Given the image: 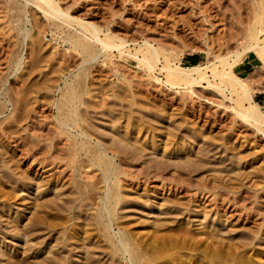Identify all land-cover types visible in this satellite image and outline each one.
Instances as JSON below:
<instances>
[{
  "label": "rangeland",
  "instance_id": "rangeland-1",
  "mask_svg": "<svg viewBox=\"0 0 264 264\" xmlns=\"http://www.w3.org/2000/svg\"><path fill=\"white\" fill-rule=\"evenodd\" d=\"M53 1L100 38L131 53L148 41L184 67L190 55L217 65L264 16V0ZM82 32L32 0H0V264H264V123L241 120L214 87L170 90L126 54H82L68 41ZM247 56L233 73L250 75L264 114V67ZM96 142L129 148L123 175L102 183L85 163V151L98 162ZM117 179L121 202L104 204ZM108 206L115 222L98 217Z\"/></svg>",
  "mask_w": 264,
  "mask_h": 264
},
{
  "label": "bare ground",
  "instance_id": "bare-ground-1",
  "mask_svg": "<svg viewBox=\"0 0 264 264\" xmlns=\"http://www.w3.org/2000/svg\"><path fill=\"white\" fill-rule=\"evenodd\" d=\"M32 2H33L34 5H36L37 7H40L42 9V11L45 14L47 19H56V20L60 21V23H62L65 26H67L68 28H70L73 24H75V25L79 26V28L82 29V31H83L82 32L83 34H81V35H83L82 38L73 39V37H70V39H68V41H70L71 46L74 47V48H78L82 54L91 56L92 53L94 52V45L95 46L99 45L101 47L100 51L110 52L112 50H116L121 55L122 54H126V55L134 58L139 65L145 67V69L149 72L150 79L152 78V80L158 82V84H160L161 86H163V87H165L167 89H170V90L180 89V90L185 91L186 94H187V92L191 93V91L194 88L200 87L203 84H206L207 87H214L215 89H217V91L224 98H226L230 102L234 103L235 106L233 108H231V110H233L234 113L236 114V116L239 117L241 120H243L244 122H247V123H253L255 125H261L262 122L264 123V114L259 110L258 104L256 102H254L253 99H252V95H253L252 93L255 90L249 84L250 83L249 82L250 81V79H249L250 75L248 77H246V78H240V77L234 75V73H233V68L236 67L238 64H240L242 59L249 53H253L255 55V57L258 59V61L260 62V65H261L260 67H264V37H263V39H260V36L264 35V27H263L264 16L261 17V15L259 14L260 16H256L255 17L254 22L250 26V29H249V31L247 33L246 41H245V43L242 45V47L239 50H237V51H235L233 53H230L228 55V57H226V58H224V57L223 58L222 57L221 58L216 57V59H214L215 61H217V65L215 63L207 62L208 61L207 60L205 64H194V65H191V66H185L184 67V66L179 65L177 62L172 61L171 58H169L168 54L165 53V51L154 47L153 44H151L148 41H142V44L138 46V49H135L134 53H131L129 50L125 49V47L127 45V43L125 41L122 42L121 40H116V39L114 40L113 37H110V36H104V38H100V36H99L100 31L97 29V27H95L93 24L84 23L83 21H81L79 19H74V18L71 19V16L67 12L63 11L61 9V7H59L53 0H32ZM84 39L85 40H89L90 43L85 42ZM220 67H221V70H219ZM156 71H158V74H157ZM161 74L164 75L163 78L159 77V75H161ZM191 94H193V93H191ZM77 120L78 121L76 122V124H78L79 121H80L79 119H77ZM114 120H115V118H114ZM62 123H64V122H62ZM65 124L66 123H64V125ZM67 127H68V124H67ZM67 135H68V133H67ZM81 135H83L82 137H84V135L86 137V135H87L88 138H91V136H90L91 133L89 131H87V130H84V128L80 131L79 136H81ZM88 138L86 137L85 139H88ZM77 141H79V139ZM79 143L81 145V148H84L82 146L85 144V141L80 139ZM94 144L95 145H93V144L92 145H93V148H94L95 156H98L97 157L98 162H96L94 159L91 158V155H92L91 152L85 151L84 152V156H86L85 163L87 162L89 167L95 168L94 172L95 171H99L101 173V176H102L103 180L101 178H100V180H102V183H103V181L106 182L110 175H112V176L115 175L114 177H118L119 174L123 175V173H125L124 172L125 170L124 171L122 170V164L126 163L127 166H128V163L126 162L128 160H126V159L129 158V157L126 154V152H128L127 150H129V148L126 147L128 149L127 150L124 149L125 155H127L126 157H124L125 155H122L123 157L122 156L119 157V156H117L118 153H116L112 147H102V145H99V143H97V142L94 143ZM76 145H78V144H76ZM129 147L131 148L132 146H129ZM142 147H144V146L142 145ZM136 148H138V147H136ZM133 149H135V148H133ZM140 150L142 151V149H140ZM140 150L138 152H134V150L132 151V153H134L133 154L134 156L137 155V156H135V159H136V157H139L138 155H140V156H144L145 155V154L143 155V153ZM157 150L158 149H156L155 151H157ZM153 151H154V149H153ZM179 151H181V150H179ZM123 152L121 151V152H119V154L121 155V153L123 154ZM182 152H183V150H182ZM88 153L90 154V156H88ZM153 153H155V152H153ZM176 153L174 155L179 156V154H176ZM171 154H172V151H171ZM133 155H130V157L133 156ZM146 156H147V154H146ZM162 156L159 155L158 159H160V158L162 159L163 158ZM193 157H195V156H193ZM135 159H132V160H135ZM137 159H139V158H137ZM166 159L168 160L169 158H166ZM83 160H81V161H83ZM156 160H157V157H156ZM151 161H153V160H150V162ZM158 161L159 160H157V162ZM160 161H162V160H160ZM154 162H156V161H154ZM129 163L131 165L134 164V162H132V161H129ZM165 164L167 165L166 162H165ZM124 166H123V168H124ZM152 168L151 169L154 170V171L155 170L157 171L159 169L157 167V165L155 167L153 166ZM165 168H167V166ZM117 171H118V173H116ZM181 176H179V178ZM94 178H96V177H94ZM173 180L176 181L178 179L177 178H173ZM184 180H182V181L185 182ZM109 181H111V180H109ZM115 181H116V179H115ZM119 182L120 181L118 179H117L116 183L113 182L114 183V188H111V187L107 186V189L105 191L106 192L105 193L106 194V198L104 200L105 202L103 201L104 204L106 203V204L109 205V202L112 200L113 202L115 201L114 203L116 204V205H114V203H113V205L117 206L118 203L121 202L120 201V199H121L120 198V194H121L120 187L121 186H119ZM97 183L99 184V181L96 182V184ZM113 183H110V185L111 184L113 185ZM93 184H94V187H95L96 185H95L94 182H93ZM115 185H117V186H115ZM91 187H92V185H91ZM113 198H115V199L113 200ZM112 201H111V203H112ZM111 203H110L109 206H111ZM103 205L101 206V208L105 207V205L104 206ZM109 206L107 207L106 211L103 212L104 216L102 214H100V213L98 215V217L100 219H103V220L107 219L106 220L107 222H109V221L111 222L116 217V213L114 212L115 207L113 206L114 208H112V207L110 208ZM171 208L176 209L177 208V204H174ZM103 211H104V209H103ZM106 214H107V216H106ZM104 217H105V219H104ZM104 226H105L106 229H108V230L110 229L111 230V227H110L111 225L109 226L110 228H108V225L107 226L104 225ZM115 226H117L116 227L117 229H120L118 225L115 224ZM210 235H212V234H210ZM183 236H182V238H183ZM107 241L110 242L112 245H114V242H116L113 237H108ZM127 241H129V240H127ZM127 241L124 238V236L121 239L119 238V240H118V243L120 244V247L125 248L126 251L128 249L127 245L129 244V243H127ZM173 241H175V240H173ZM176 242H177V240H176ZM165 244H167V243H165ZM114 247H115L116 250L118 249L116 247V245ZM145 248L146 247H144L143 249H145ZM148 250H149V247H148ZM128 251H129V249H128ZM142 252H143V250H142ZM131 261H133V260H130V262Z\"/></svg>",
  "mask_w": 264,
  "mask_h": 264
},
{
  "label": "crops",
  "instance_id": "crops-1",
  "mask_svg": "<svg viewBox=\"0 0 264 264\" xmlns=\"http://www.w3.org/2000/svg\"><path fill=\"white\" fill-rule=\"evenodd\" d=\"M252 61H253V59L248 58V56L244 57L242 59L241 63L239 64V66L243 67L244 69L245 68L248 69L249 66H252V64H251ZM198 62L199 61H198V56L197 55H190V56H187V57L183 58V63L187 64V65H190L192 63H198Z\"/></svg>",
  "mask_w": 264,
  "mask_h": 264
},
{
  "label": "trees",
  "instance_id": "trees-1",
  "mask_svg": "<svg viewBox=\"0 0 264 264\" xmlns=\"http://www.w3.org/2000/svg\"><path fill=\"white\" fill-rule=\"evenodd\" d=\"M194 64H197V63H192V64H190V66H191V65H194ZM247 73H249V71H247Z\"/></svg>",
  "mask_w": 264,
  "mask_h": 264
}]
</instances>
